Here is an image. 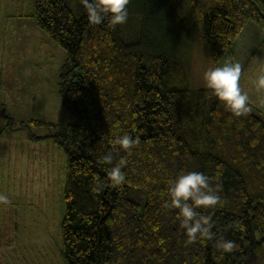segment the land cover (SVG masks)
Wrapping results in <instances>:
<instances>
[{"label": "trees", "instance_id": "obj_1", "mask_svg": "<svg viewBox=\"0 0 264 264\" xmlns=\"http://www.w3.org/2000/svg\"><path fill=\"white\" fill-rule=\"evenodd\" d=\"M128 13L110 28L90 24L82 0H33L36 26L65 51L58 92L74 116L53 134L66 154L65 264H264V119L192 89L175 53L198 34L218 63L249 22L264 31V0H130ZM124 134L139 138L131 154L114 143ZM121 158L125 183L112 187ZM190 171L221 198L197 209L211 240L187 243L170 207L169 186ZM221 239L236 249L221 255Z\"/></svg>", "mask_w": 264, "mask_h": 264}, {"label": "rangeland", "instance_id": "obj_2", "mask_svg": "<svg viewBox=\"0 0 264 264\" xmlns=\"http://www.w3.org/2000/svg\"><path fill=\"white\" fill-rule=\"evenodd\" d=\"M32 13L33 0H0V193L11 202L0 205V264H65L61 222L66 154L53 134L74 121L58 92L66 54L36 26ZM137 27L133 21L126 32L133 34ZM175 53L192 89L204 86L206 69L239 62L241 87L264 119V91L253 84L264 70V31L254 22L218 63L198 34L179 40Z\"/></svg>", "mask_w": 264, "mask_h": 264}, {"label": "clouds", "instance_id": "obj_3", "mask_svg": "<svg viewBox=\"0 0 264 264\" xmlns=\"http://www.w3.org/2000/svg\"><path fill=\"white\" fill-rule=\"evenodd\" d=\"M87 18L92 25H100L105 20L110 28L123 25L128 20V5L130 0H82ZM242 65L239 62H225L214 68L210 67L203 73L204 88L209 94L235 117L247 115L251 108L249 95L241 87ZM255 89L264 91V70L253 81ZM114 143L119 150L131 154V149L139 143V138L131 135L119 136ZM107 163H112L113 156L104 157ZM126 160L119 162L108 172L112 187H119L125 183L122 166ZM171 198L170 207L178 209L177 219L184 229L187 243H194L198 239H213V224L210 216H202L197 209L215 208L221 203V198L209 184V177L197 171H190L178 175L168 188ZM7 195L0 193V205L10 204ZM216 248L221 255L232 253L237 245L232 240L221 239L216 242Z\"/></svg>", "mask_w": 264, "mask_h": 264}, {"label": "crops", "instance_id": "obj_4", "mask_svg": "<svg viewBox=\"0 0 264 264\" xmlns=\"http://www.w3.org/2000/svg\"><path fill=\"white\" fill-rule=\"evenodd\" d=\"M4 15H6V12H5V14ZM7 16H12L11 14H7ZM21 22H23V21H21ZM25 22V21H24Z\"/></svg>", "mask_w": 264, "mask_h": 264}]
</instances>
